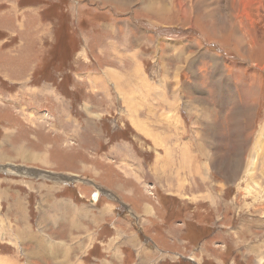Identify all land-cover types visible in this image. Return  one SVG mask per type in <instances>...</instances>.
I'll return each instance as SVG.
<instances>
[{
	"label": "rangeland",
	"instance_id": "374dc122",
	"mask_svg": "<svg viewBox=\"0 0 264 264\" xmlns=\"http://www.w3.org/2000/svg\"><path fill=\"white\" fill-rule=\"evenodd\" d=\"M0 264H264V0H0Z\"/></svg>",
	"mask_w": 264,
	"mask_h": 264
},
{
	"label": "bare ground",
	"instance_id": "6f19581e",
	"mask_svg": "<svg viewBox=\"0 0 264 264\" xmlns=\"http://www.w3.org/2000/svg\"><path fill=\"white\" fill-rule=\"evenodd\" d=\"M150 4V3H149ZM151 5V4H150ZM149 5V6H150ZM145 6V5H144ZM148 6V5H147ZM151 7V6H150ZM152 7H153V5H152ZM156 9V8H155ZM153 10V9H152ZM157 11V10H156ZM159 15H160V13H159ZM167 33V32H166ZM166 35V34H165ZM146 120V119H145ZM144 126H146V124L144 125ZM146 128V127H145ZM165 135V134H164ZM37 154L38 153H35V155L37 156ZM33 158H35L36 159V157L35 156H33V155H31ZM38 159V158H37ZM5 163V162H4ZM239 164V163H238ZM242 166V165H241ZM248 174H250V173H248ZM176 178V177H175ZM250 178H251V176H250ZM96 196V195H95ZM50 243V242H49Z\"/></svg>",
	"mask_w": 264,
	"mask_h": 264
},
{
	"label": "water",
	"instance_id": "95a60500",
	"mask_svg": "<svg viewBox=\"0 0 264 264\" xmlns=\"http://www.w3.org/2000/svg\"><path fill=\"white\" fill-rule=\"evenodd\" d=\"M47 173H49V172H47ZM53 177V176H52Z\"/></svg>",
	"mask_w": 264,
	"mask_h": 264
}]
</instances>
